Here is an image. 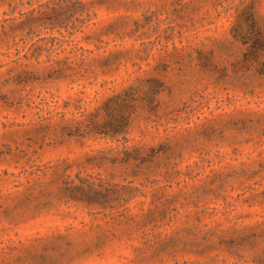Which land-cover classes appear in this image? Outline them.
<instances>
[{
    "label": "rangeland",
    "instance_id": "1",
    "mask_svg": "<svg viewBox=\"0 0 264 264\" xmlns=\"http://www.w3.org/2000/svg\"><path fill=\"white\" fill-rule=\"evenodd\" d=\"M0 264H264V0H0Z\"/></svg>",
    "mask_w": 264,
    "mask_h": 264
},
{
    "label": "trees",
    "instance_id": "2",
    "mask_svg": "<svg viewBox=\"0 0 264 264\" xmlns=\"http://www.w3.org/2000/svg\"><path fill=\"white\" fill-rule=\"evenodd\" d=\"M3 2H12V1H14V0H2ZM50 1H54V0H50ZM67 1H70V0H67ZM82 6H85L84 4L82 5ZM250 17V18H249ZM248 17V19L249 20H252V28L253 29H255L256 31H257V28H256V24H255V21H254V18L253 17H251V16H249ZM258 33V32H257ZM259 34V33H258ZM258 39H259V37H258ZM257 39V40H258ZM242 41L245 43V44H247L248 42H249V38H247V37H243L242 38ZM160 92V90H158L156 93H159ZM125 126H127V124H128V119H124V120H122L121 121Z\"/></svg>",
    "mask_w": 264,
    "mask_h": 264
}]
</instances>
